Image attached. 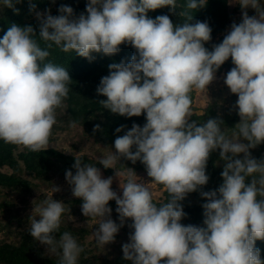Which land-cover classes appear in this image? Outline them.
I'll use <instances>...</instances> for the list:
<instances>
[{"label":"clouds","instance_id":"obj_1","mask_svg":"<svg viewBox=\"0 0 264 264\" xmlns=\"http://www.w3.org/2000/svg\"><path fill=\"white\" fill-rule=\"evenodd\" d=\"M22 0H0L3 8L17 14ZM233 2V0H232ZM242 21L212 50L207 21H193L188 11L182 24L168 14L152 18L150 11L169 8L175 14L176 0H88L87 15H74L61 5L59 15L49 10L30 11L39 21L33 25L13 23L0 37V140L32 152L46 151L57 109L70 91L69 71L51 61L38 35L51 48L92 61L93 53L112 56L122 44L136 52L130 61L108 65L109 74L97 86L104 109L133 117L146 114V123H133L117 136L111 154L99 159L104 168H114L121 158L140 161L151 182L162 185L169 199L157 204L151 188L129 172L120 182L122 195L112 189L113 177L104 178L96 165L75 160L65 179L74 197L82 200L86 217L98 218L94 236L98 244L115 241L120 228L131 219L129 242L122 245L123 259L132 264H264L256 241H264V159L251 149L264 143V0H234ZM207 0H188L186 9L197 10ZM255 10L249 15L248 9ZM231 58L232 67L224 83L238 96L239 122L229 134L221 117L198 123L191 119L192 96L203 92L216 79L220 67ZM126 126L116 128L121 132ZM100 129L94 125L93 131ZM219 150L223 161L222 184L202 191L209 181L206 173L210 155ZM117 177L120 173L115 172ZM60 191L55 186L53 192ZM200 192L202 225L183 224L188 216L182 201ZM115 200L119 223L111 218L109 201ZM37 218L29 233L47 251L60 256V264H77L83 248L68 231L57 240L56 233L66 211L64 202L45 200L35 206ZM59 249V251H58Z\"/></svg>","mask_w":264,"mask_h":264},{"label":"trees","instance_id":"obj_2","mask_svg":"<svg viewBox=\"0 0 264 264\" xmlns=\"http://www.w3.org/2000/svg\"><path fill=\"white\" fill-rule=\"evenodd\" d=\"M53 8H50L51 0H31V3L36 5V11L50 10L52 15H59V7L61 5H68L73 8L74 15L79 16L81 13L87 15L86 4L88 0H53ZM185 3L184 10L188 11L190 15H193V21H207L212 28V39L205 43V47L212 50L213 45L219 44L223 41V35L227 26L233 18V13L230 10L229 0H207L208 9L188 10L186 4L188 0H179ZM16 7L20 10L17 14L10 8H3V12L0 14V37L4 35L8 27L13 23L18 25H33V27L39 30V21L34 17L35 13L30 11V0H22ZM168 14L170 18L175 20V23L182 24L185 22L186 17L182 15L181 10L177 6L175 14L169 12L168 7L150 11L148 15L155 18L157 15ZM248 14L254 15V12L249 11ZM39 46L42 49L49 51L50 55L47 57V61L62 66L69 71L72 78L70 84V91L67 98L63 101L60 108L63 110L66 118L75 124H80L84 127L86 133L95 137L96 140L103 144H114L117 136L125 134V132L131 128L133 123L143 126L146 123V114L140 116L126 117L119 114H114L108 109H104L100 100L106 99L105 96L97 94V86L103 76L109 74L108 65L110 63H119L121 60L125 62L130 61L131 56L136 50L130 45L122 44L119 53L112 56L103 55L102 53H93L95 57L92 61L87 58L76 55L75 51L64 52L54 43L52 47L48 48V43L43 41L38 35L35 37ZM231 58L227 60L217 72H221L226 66L231 64ZM192 101L194 98V91L191 93ZM59 109V108H58ZM63 112L62 115H63ZM212 112L213 117H221L225 124L228 133H231L235 128V124L238 121L237 116H217L214 109L211 107L204 114L194 113L192 119L199 122H205L209 117L208 113ZM198 122V123H199ZM99 124L100 129L93 131L94 125ZM121 125L126 126L121 132L117 133L115 130ZM52 136V135H51ZM50 137V141H51ZM49 141V142H50ZM252 155L257 159H264V143H261L259 149L256 151L250 150ZM75 160H80L85 164L96 165L98 168H102L105 173L111 174L114 172L113 168H104L102 164L95 162L85 155L75 156L66 154L54 147H48L46 151L32 152L22 146L5 143L0 140V196L3 189H18L21 186L30 187V180L26 178L22 172L25 171L29 174L34 173L37 176H46L51 169L59 167L64 173L71 170L75 174V168L73 167ZM129 164H133L128 160ZM223 161L220 160L219 154L210 155L207 162L206 173L209 176V181L206 185L202 186V191H209L216 189L222 184L223 178L221 172L223 170ZM136 167L146 169L145 166L137 161ZM169 194L165 190V199L161 202H156L158 205L167 202ZM206 202L204 198L200 196V192L189 193L188 196L182 201L184 205V211L188 213V216L181 222L185 225L195 224L202 225L203 221V209L202 203ZM113 205L112 208L116 209V202H110ZM7 206V203L0 200V211ZM119 215V214H118ZM131 220V219H130ZM70 232L75 238L80 236L82 240L86 234L85 229H75L70 224H63L61 222L60 228L56 233L57 240L59 236L65 232ZM77 239V238H76ZM38 241L31 237L30 233L24 234L19 241L16 242H0V263L3 264H60V256L49 251L42 250ZM256 246L261 249V257L264 259V241L257 240ZM59 251V249H58ZM84 252L80 254L77 264H132L131 261L123 259V254H119L113 258H105L101 261H92L86 257H83Z\"/></svg>","mask_w":264,"mask_h":264},{"label":"rangeland","instance_id":"obj_3","mask_svg":"<svg viewBox=\"0 0 264 264\" xmlns=\"http://www.w3.org/2000/svg\"><path fill=\"white\" fill-rule=\"evenodd\" d=\"M176 2L181 13L185 12L184 7L186 2L182 3L179 0H176ZM53 3L54 1L51 0V9L53 8ZM229 6L233 13V18L225 32L220 34L223 37L231 30V25L234 22L238 24L242 21L240 5L234 2V0L233 2L229 0ZM208 8H210V5L208 6L206 3L200 9L206 10ZM44 11L40 10L39 12ZM247 11L254 12V15L256 14L252 8H249ZM2 12L3 7L0 5V14ZM34 17L36 16L34 15ZM171 19L175 23L172 17ZM232 67L234 65L231 62L221 72H217L216 79L208 86V90L205 89L203 92L194 90L192 101L193 114H204L211 107L217 116H237V123L239 122L238 109L232 110V106L235 104L238 96L232 94L224 83V78ZM61 109H57V123L53 126L49 147L57 148L70 155H85L95 162H99L101 157H106L115 151L114 144H103L96 140L95 137L89 136L82 125L68 120ZM61 112H63V115ZM207 115L208 117H213L212 112ZM196 121L199 122L198 120ZM260 145L251 150L257 151ZM215 154H219V150L213 152V155ZM113 167L114 172L111 174L105 173L102 168L100 169L104 178L113 177L111 187L119 195H122L120 182L124 183L126 181L129 172H135L134 179L148 184L155 197V202H161L165 199L166 189L162 185L151 182L152 178L148 177L146 169L138 168L135 164H129L128 160L124 158H121V161H117ZM115 172L120 173V177H117ZM22 174L30 180V187L21 186L18 189H3L0 196V200L7 203L3 211H0V242L9 241L17 243L24 234L29 232L31 220L33 218L39 219L34 211L35 206L42 205L45 200L55 199L64 202L66 210H70L62 215L61 222L63 224H70L75 229L83 228L86 231L82 240L78 239L80 236H76L78 244L83 248V257L92 261H101L105 258H113L119 254H123L122 245L129 242V235L134 231V229L129 227L132 223L130 219H127L124 226L120 228L114 242L105 246L98 244L94 236L95 229L98 227V218L83 215L81 211L82 200L73 196L72 186L66 181L65 173L59 167H54L46 176L41 177L25 171ZM55 186H58L60 191L53 192ZM110 202H115V200H111ZM109 206L112 208L113 205L109 204ZM111 218L119 223L116 209L112 208ZM41 248L47 251V246L43 245Z\"/></svg>","mask_w":264,"mask_h":264}]
</instances>
